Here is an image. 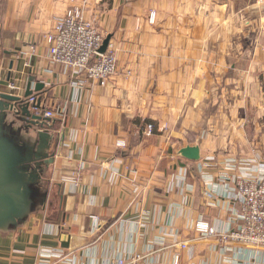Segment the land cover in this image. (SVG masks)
<instances>
[{"label": "crops", "instance_id": "crops-1", "mask_svg": "<svg viewBox=\"0 0 264 264\" xmlns=\"http://www.w3.org/2000/svg\"><path fill=\"white\" fill-rule=\"evenodd\" d=\"M73 6L117 52L106 87L49 60L45 37ZM17 78L53 162L27 220L0 231V264H264V249L196 231H236L226 178L264 175V1L0 0V94ZM27 125L13 127L25 141L40 131Z\"/></svg>", "mask_w": 264, "mask_h": 264}, {"label": "built area", "instance_id": "built-area-1", "mask_svg": "<svg viewBox=\"0 0 264 264\" xmlns=\"http://www.w3.org/2000/svg\"><path fill=\"white\" fill-rule=\"evenodd\" d=\"M155 12L151 13L150 22L155 21ZM49 45L48 57L55 64L68 70L75 78V85L80 88L97 85L106 87L119 74L116 51L109 43L107 50L101 53L105 36L102 34L94 20H87L80 7L73 6L56 22L55 31L45 37ZM31 54L36 53V46L31 45ZM127 76L130 72H127ZM8 90L18 98H23L25 87L23 78L9 80ZM37 96H30L28 102L35 109L38 104ZM41 109V108H40ZM41 115L40 113L38 114ZM62 115L60 110H44L43 116L53 119ZM154 125L149 124L144 131L146 136H152ZM125 147V144H119ZM231 165V163L229 164ZM83 168L73 171L71 177L78 185ZM232 189L228 199H233L235 204L233 213L240 221L238 229L230 233H219L209 224H197L196 231L204 237H215L224 242H234L238 245L264 249V175L258 177L233 176L226 178ZM209 198L215 195L211 192ZM99 220V218H97ZM140 256L129 260L119 258L110 264H142ZM175 264H180L179 260Z\"/></svg>", "mask_w": 264, "mask_h": 264}, {"label": "water", "instance_id": "water-1", "mask_svg": "<svg viewBox=\"0 0 264 264\" xmlns=\"http://www.w3.org/2000/svg\"><path fill=\"white\" fill-rule=\"evenodd\" d=\"M110 38L104 41V53ZM32 92L26 94L29 98ZM10 94H0V231L17 228L32 212L36 186L41 181L43 165L53 162L50 150L52 137L42 123V117L30 112V104ZM37 109L41 108L38 101ZM11 119L8 120L9 116ZM27 123L31 129H40L35 139L22 140L21 131H14L17 121ZM187 157L195 156L191 149L183 151Z\"/></svg>", "mask_w": 264, "mask_h": 264}, {"label": "rangeland", "instance_id": "rangeland-1", "mask_svg": "<svg viewBox=\"0 0 264 264\" xmlns=\"http://www.w3.org/2000/svg\"><path fill=\"white\" fill-rule=\"evenodd\" d=\"M264 0H261V2H263ZM116 56H117V52H116ZM117 58H118V56H117ZM118 60V59H117ZM127 72H129V71H127ZM127 74V73H126Z\"/></svg>", "mask_w": 264, "mask_h": 264}]
</instances>
